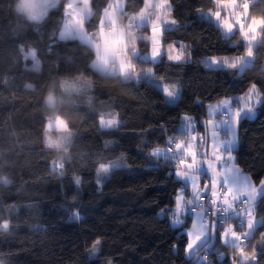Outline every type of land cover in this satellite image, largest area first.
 <instances>
[{
  "label": "trees",
  "instance_id": "16d2710c",
  "mask_svg": "<svg viewBox=\"0 0 264 264\" xmlns=\"http://www.w3.org/2000/svg\"><path fill=\"white\" fill-rule=\"evenodd\" d=\"M67 2L60 0L37 23L18 12V0H0V176L12 181L0 184V223H9L7 230H0V263L197 264V257L184 252L190 216L174 227L170 215L159 214L162 208L174 207V194L180 187L188 193V186L167 175L174 164L151 152L165 147L166 135L179 137L185 114L196 117L197 130L204 133L200 121L208 114L195 99L214 104L241 95L253 82L264 91V45L254 49L253 67L243 74L209 69L204 60L211 56H244L242 38L225 39L213 23L200 17L198 9L208 12L214 7L212 0H173L172 17L178 24L165 32L163 42L183 43L191 60H132L137 70L152 68L164 84L180 89L181 98L166 103L152 84L124 83L116 71L94 68L97 56L90 44L60 39ZM111 2L90 0L87 34L94 36L99 30ZM145 3L125 0V13L137 14ZM251 14L264 15V0L252 3ZM139 47L149 50L143 42ZM81 73L92 79L91 89L69 95L57 87L56 106L44 105L53 81ZM113 117L118 127H100L102 120ZM58 118L72 132L64 151L45 147V129ZM233 154L253 181L264 179V106L255 118L241 121ZM63 159L62 171H54L53 164ZM100 164L121 167H112L98 185ZM256 211L258 219L264 217V201L258 200ZM74 213L81 219H72ZM259 232L264 227L252 238L258 250ZM97 238L102 241L100 251L92 256L88 249ZM217 250L224 252L223 259ZM230 255L218 240L208 249L207 264H228ZM258 264H264V254Z\"/></svg>",
  "mask_w": 264,
  "mask_h": 264
},
{
  "label": "snow or ice",
  "instance_id": "6c2138e0",
  "mask_svg": "<svg viewBox=\"0 0 264 264\" xmlns=\"http://www.w3.org/2000/svg\"><path fill=\"white\" fill-rule=\"evenodd\" d=\"M214 7L207 13L198 9L201 16L210 18L216 28L222 32L225 39L234 40L241 37L246 57H230L227 54L211 56L208 66L219 69L238 70L243 74L253 67L254 49L264 45V15L251 14V0H212ZM148 7L149 5H145ZM154 9H163L162 15L145 17V22L150 25L149 36L152 62L166 59L169 62L182 64L191 60V52L187 46L181 44L179 48L175 43L166 46L163 37L167 31L165 25H177L178 21L173 16V0H156L151 4ZM143 25V24H142ZM141 25V26H142ZM73 35L72 29L65 26L61 39ZM234 47V46H233ZM35 59V53H31ZM138 54L133 51L132 57ZM128 59L127 57L125 58ZM99 69V65H94ZM123 82H137L142 79H153V69L148 68L141 72L136 71L130 63L123 65ZM166 103H173L181 98L179 88H170L168 85H157ZM235 101V103H234ZM195 103L205 109L208 118L200 121L204 133L197 130V118L187 114L181 117L182 130L179 137L168 136L165 138V147H155L151 156L163 158L174 164L173 171L167 173L178 181L188 186L189 195L185 194L184 187H180L174 194V207L162 208L161 216L170 215L174 226L185 224L189 212L195 219L188 229L184 252L186 255L198 257L202 264H207L209 259L208 249L212 240L218 238L221 244L231 250L228 264H258V258L264 254V232H259L261 247L258 250L253 246V236L258 229L264 227V217L257 219V200L264 201V179L258 182L238 166L233 154L238 144L239 127L242 120L253 119L257 107L264 106V91L257 83H251L241 95L218 100L216 103L205 105L201 100ZM219 113V118L216 115ZM115 117L100 122L101 128H114L119 126ZM227 128V137L222 138L219 128ZM161 131L166 130L161 126ZM112 167L121 165L100 164L96 170V182L102 183V177L107 175ZM203 177V183H201ZM74 184H81V177L77 176ZM233 217L238 218V223ZM79 220L81 217L74 213L71 217ZM219 225V227H218ZM9 223H0V230H7ZM102 241L94 240L88 251L95 256L99 251ZM203 252V255L200 253ZM217 255L223 259L224 252L217 250ZM108 264H112L109 260Z\"/></svg>",
  "mask_w": 264,
  "mask_h": 264
},
{
  "label": "rangeland",
  "instance_id": "374dc122",
  "mask_svg": "<svg viewBox=\"0 0 264 264\" xmlns=\"http://www.w3.org/2000/svg\"><path fill=\"white\" fill-rule=\"evenodd\" d=\"M59 1L60 0H47V7H39V5L45 3V0H18L17 10L21 14H24L29 20H32L35 17L38 18L39 21H41L46 16L48 11L51 8L55 7L59 3ZM255 1L256 0H251V5ZM155 2L156 0H149L146 4L149 5L148 7L145 6L137 14L128 15L127 13H125V0H112L110 7L103 12L99 30L95 33L94 36H92L86 33L84 27L85 22L91 16L90 0H68V2L65 5L64 22L60 30L59 37L61 39V33L65 31V26L66 25L69 26L72 29L73 35L66 36L64 39L77 38L87 44H90L96 51L97 60L103 63L107 69L116 71L123 77V73H124L123 65L125 63H130L133 66V68H135L132 63L133 62L132 60L134 59L132 57L133 51H135L138 54L137 57L140 58L150 57L151 48H150L149 36L151 35V32H150V25L145 22V17H155L162 15L163 13V9H154L151 7V4ZM22 3H31L34 5H38V7L32 9L31 11L27 9L21 10L19 5ZM200 17L214 24V22L207 16L200 15ZM165 27L167 30H171L176 28L177 25H165ZM106 28H111V32L106 34L105 32ZM140 42H143L149 46V50L147 52H143L142 49L139 47ZM181 44L183 43H179L177 45V48H179ZM31 53L33 52L28 53L29 56H31ZM246 55L247 53H245V55L242 57H246ZM126 57L128 58L127 60L125 59ZM143 60L151 61L150 59H143ZM207 60L208 58L204 60L205 66L207 68L219 69L216 67L210 68L208 66ZM253 62H254V57H253ZM153 63H157V62H153ZM135 70L141 72L145 71V70H137L136 68ZM153 77L154 80L145 78L142 79L140 82L144 81L159 88L157 85L159 83H163V81L157 78L154 75V72H153ZM258 109L259 107H257L256 109V114L258 112ZM218 118H219V113H217L216 115V119ZM61 121L63 120L58 118L56 121L49 122L47 126L48 131L47 133H45V136L47 135L49 139H53V138L58 139L61 136L70 137L68 142L64 145V148L59 150V151H64L72 139V132L68 129L64 121H63L64 126L61 127L60 126ZM226 129L227 128H224L223 126L219 128L222 138L224 137V135H227ZM63 165H64V159L61 161V163L59 162L53 164V170L57 172H61L63 169ZM202 181H203V177L201 183ZM174 227H179V226H174ZM217 239L218 238H214L212 240V246L217 242ZM97 254L95 256H97ZM196 260H197V264H202V262L198 259V257Z\"/></svg>",
  "mask_w": 264,
  "mask_h": 264
},
{
  "label": "clouds",
  "instance_id": "9594fccd",
  "mask_svg": "<svg viewBox=\"0 0 264 264\" xmlns=\"http://www.w3.org/2000/svg\"><path fill=\"white\" fill-rule=\"evenodd\" d=\"M19 7L21 10L27 9L31 11L32 9L38 7V5H34L31 3H22L19 5ZM39 7H47V0H45L44 4L39 5ZM30 22L38 23L40 21L38 18L34 17ZM57 87H59V89L62 90V92L71 95L73 93H80L86 89H91L93 87V82L91 78L86 77L82 73L74 77L72 76L61 77L58 83L56 81H53L51 85L49 86L48 93L44 97V105L49 109L54 108L57 102L59 101V97L57 96V93H56ZM60 126L61 127L64 126L63 121H61ZM45 131L47 133L48 131L47 127ZM69 139L70 137H66V136H61L58 139L57 138L49 139V137L46 135L45 136V147L59 151L64 148V145L68 142ZM11 183L12 181L8 177L0 176V184L4 186H8Z\"/></svg>",
  "mask_w": 264,
  "mask_h": 264
},
{
  "label": "crops",
  "instance_id": "0c3cea01",
  "mask_svg": "<svg viewBox=\"0 0 264 264\" xmlns=\"http://www.w3.org/2000/svg\"><path fill=\"white\" fill-rule=\"evenodd\" d=\"M149 0H146V3H145V5L147 4V2H148ZM97 59V58H96ZM97 64L99 65V66H101L103 69H105V70H107V68L105 67V65L103 64V63H101V62H99L98 60H97ZM224 128H226V127H224ZM226 131H227V129H226ZM227 137V135H224V137L223 138H226ZM238 145V144H237ZM236 148H237V146H236ZM235 148V149H236ZM234 149V150H235ZM202 183H203V181H202ZM186 195H189L190 193H189V191H188V193H185ZM188 215L190 216V218H191V222L195 219V216H194V214L193 213H191V214H189L188 213ZM187 217V216H186ZM186 217H184V219L186 218ZM234 219H238V218H236V217H233ZM190 227H191V224H190V226L187 228V230H186V233H187V231H188V229H190ZM217 241H218V239H217ZM189 256V255H188Z\"/></svg>",
  "mask_w": 264,
  "mask_h": 264
},
{
  "label": "built area",
  "instance_id": "2783aa9c",
  "mask_svg": "<svg viewBox=\"0 0 264 264\" xmlns=\"http://www.w3.org/2000/svg\"><path fill=\"white\" fill-rule=\"evenodd\" d=\"M105 32H106V34L110 33L111 32V28H106Z\"/></svg>",
  "mask_w": 264,
  "mask_h": 264
}]
</instances>
